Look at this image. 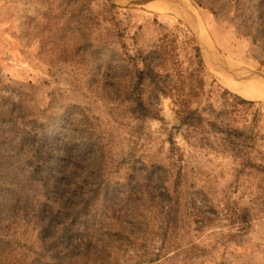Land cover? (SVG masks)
I'll use <instances>...</instances> for the list:
<instances>
[{
    "label": "rangeland",
    "instance_id": "rangeland-1",
    "mask_svg": "<svg viewBox=\"0 0 264 264\" xmlns=\"http://www.w3.org/2000/svg\"><path fill=\"white\" fill-rule=\"evenodd\" d=\"M196 1L0 0V264H264L261 0Z\"/></svg>",
    "mask_w": 264,
    "mask_h": 264
},
{
    "label": "trees",
    "instance_id": "trees-1",
    "mask_svg": "<svg viewBox=\"0 0 264 264\" xmlns=\"http://www.w3.org/2000/svg\"><path fill=\"white\" fill-rule=\"evenodd\" d=\"M198 5L202 7L201 3L200 4L198 3ZM259 11H261L262 14H264V0H261V2L259 4ZM263 17H264V15H263ZM263 28H264V21H263ZM194 48H195L196 56L198 57L199 65L202 68H204L203 67L204 66L203 61L200 57L199 48L196 46ZM159 53H160V50H156L153 54L159 55ZM148 57L149 56L144 58L143 56H140V59H141L140 61L143 64V70L138 71L137 75H135V76L136 77L139 76V79H138L139 81L142 79L143 80L145 79L147 81L153 82L154 85H158V82H159L158 80L160 78V74H158V72H156V66L154 65L153 61L151 60V57L150 58H148ZM155 58L158 59L157 56ZM159 58L161 59V55H159ZM135 76L132 75V81H133ZM191 91H192V96H193V94H195L196 88L194 86H191ZM189 101H190V99L187 101H182V108L179 109L180 119L182 120V124L185 125L186 127L190 128L192 130H197V131H198V129H201V128L204 129V128L210 127V128L217 130V132H221V134H223L224 136H227V138H229V139L243 135L242 131H240L238 129L224 128L223 126L217 124L216 121H210L209 124L205 125L204 123L207 120L203 117L202 111H199L198 109L190 108ZM183 102H184V104H183ZM140 103H141V101L139 100V104ZM140 106H142V104H140ZM66 121H67V116H66V119L63 123L65 124ZM64 124L62 125V123H61V131L63 130V128H65ZM61 131H60V133L56 134L53 138L54 139H57V137L61 138L63 135L61 133ZM65 164L68 165L69 162H66ZM155 169L159 173L165 171V169H163L160 165H157L155 167ZM149 177H151V176H149ZM93 184H94V187H96V185H98V182L94 181ZM134 187L135 186H133V188ZM112 188H114V187L110 186V184L108 186H106L107 190H110ZM81 205H82L81 203H78L75 206L81 207ZM82 212H84V210H82ZM80 215H81L80 210H74L73 213H71L69 215L68 218L71 219V225L72 226L77 224V222L82 219V217ZM68 221L69 220H64V223H68ZM43 231L44 232H42V235H43L42 237L46 238L45 236H47V229L45 228ZM76 236H77V234H76Z\"/></svg>",
    "mask_w": 264,
    "mask_h": 264
},
{
    "label": "bare ground",
    "instance_id": "bare-ground-1",
    "mask_svg": "<svg viewBox=\"0 0 264 264\" xmlns=\"http://www.w3.org/2000/svg\"><path fill=\"white\" fill-rule=\"evenodd\" d=\"M153 9L156 11H164L162 8L153 7ZM220 80L226 88L231 89L245 99L264 101V85H257L249 82V80L239 82L237 79L230 78L224 74H221Z\"/></svg>",
    "mask_w": 264,
    "mask_h": 264
},
{
    "label": "water",
    "instance_id": "water-1",
    "mask_svg": "<svg viewBox=\"0 0 264 264\" xmlns=\"http://www.w3.org/2000/svg\"><path fill=\"white\" fill-rule=\"evenodd\" d=\"M149 3H158V4H169L168 0H144Z\"/></svg>",
    "mask_w": 264,
    "mask_h": 264
},
{
    "label": "crops",
    "instance_id": "crops-1",
    "mask_svg": "<svg viewBox=\"0 0 264 264\" xmlns=\"http://www.w3.org/2000/svg\"><path fill=\"white\" fill-rule=\"evenodd\" d=\"M226 76H228L227 74H226ZM228 77H230V78H233V77H231V76H228ZM239 82H243V80H238Z\"/></svg>",
    "mask_w": 264,
    "mask_h": 264
}]
</instances>
